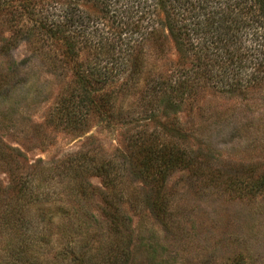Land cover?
Returning <instances> with one entry per match:
<instances>
[{
  "label": "trees",
  "instance_id": "16d2710c",
  "mask_svg": "<svg viewBox=\"0 0 264 264\" xmlns=\"http://www.w3.org/2000/svg\"><path fill=\"white\" fill-rule=\"evenodd\" d=\"M22 41L67 74L68 85L55 100L57 123L80 134L94 118L120 134L125 129L126 144L105 156L81 148L49 164L38 159L26 166L29 173L21 170V152L0 144V164L10 178L0 189V238L18 235L10 246L17 256L49 242L48 228L59 217L61 234L74 235L57 252L69 253L65 264L125 263L133 233L120 208L132 185L128 173L147 187L142 197L134 194L133 205L147 206L169 224V176L210 163L203 136L189 133L178 115L184 109L202 114L208 90L251 95L255 104L264 89V0H0V95L19 83L27 64L12 55ZM169 41L174 59L163 56ZM147 46L159 65L149 64ZM209 168V182L238 192L237 198L264 192V168L252 166L249 182ZM93 196L104 205L101 221L86 208ZM55 199L60 203L53 206ZM34 204L41 206L38 220L28 215ZM258 254L249 250V264ZM240 260L236 255L231 263Z\"/></svg>",
  "mask_w": 264,
  "mask_h": 264
},
{
  "label": "rangeland",
  "instance_id": "374dc122",
  "mask_svg": "<svg viewBox=\"0 0 264 264\" xmlns=\"http://www.w3.org/2000/svg\"><path fill=\"white\" fill-rule=\"evenodd\" d=\"M146 51L151 55L149 64L159 65V59L153 58L155 49L147 46ZM164 51L163 56L175 58L172 42H167ZM12 55L16 62L25 60L27 64L20 68L16 79L19 83L0 95V144L21 152L25 160L23 173H29L31 168L26 166L38 159L49 164L81 148H97L99 154L105 156L125 146V129L120 134L119 129L110 130L94 118L80 134L69 132L57 123L55 100L68 85L67 74L46 62L43 51L32 53L24 41L12 50ZM250 97L208 90L202 96L205 105L202 114L184 109L178 115L186 120L189 133L203 136L204 153L210 163L200 170H176L169 176L167 227L147 206L133 205L134 194L142 197L147 187L128 173L126 180L132 185L126 191L127 201L121 202L120 208L131 220L133 233L129 258L123 264H232L236 255L243 259L240 264H249V250L250 254H264V192L256 198L249 199L248 193L239 199L238 192L225 191L221 185L208 180L210 164L245 182H249L252 166L264 168V89L255 104ZM195 130L198 131L193 133ZM2 168L0 164V189L10 183ZM88 180L103 189L99 177L91 175ZM55 201H51L53 206L60 203L58 199ZM103 206L97 196L86 204L99 221ZM39 207L38 204L30 207V218H40ZM52 221L48 228L49 242L36 245L34 251L28 247V254L25 250L17 256V252L11 251L10 246L18 240V235L6 232L0 238V262L13 264L14 258L25 257L27 264H65L68 252L63 255L57 252L67 246L74 235L61 234L59 217ZM260 255L255 264H263Z\"/></svg>",
  "mask_w": 264,
  "mask_h": 264
}]
</instances>
